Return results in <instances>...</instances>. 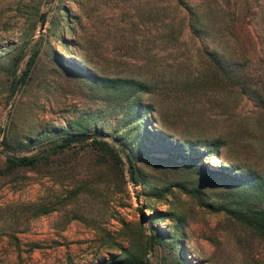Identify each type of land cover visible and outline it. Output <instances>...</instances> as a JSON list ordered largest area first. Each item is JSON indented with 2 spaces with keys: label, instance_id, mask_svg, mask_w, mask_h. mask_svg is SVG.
I'll use <instances>...</instances> for the list:
<instances>
[{
  "label": "rangeland",
  "instance_id": "obj_1",
  "mask_svg": "<svg viewBox=\"0 0 264 264\" xmlns=\"http://www.w3.org/2000/svg\"><path fill=\"white\" fill-rule=\"evenodd\" d=\"M252 2L249 35L264 59V0ZM210 4L201 13L206 31L196 38L181 28L171 0H0V264H112L136 242L140 225L150 235L153 209L172 215L152 223L164 234L147 246L151 264H264L260 237L213 209L245 197L264 205V105L233 86L208 88L188 77L201 70L206 52L230 58L234 50L223 7ZM34 54L33 67L9 97ZM62 59L99 76L153 84L142 102L159 113L145 110L141 122L134 120V108L126 114L93 96L96 91L77 79L82 74ZM235 61L239 71L252 68ZM81 115L90 121L88 130L70 126ZM57 128L64 136L100 132L114 146L117 134L127 136L146 183L134 185L127 169L124 184L98 187L97 201L73 196L74 180L88 178L89 160L97 155L91 139L71 143L49 165L4 172L6 155L39 152L58 137ZM6 137L27 148L5 150ZM151 156L170 162L157 164ZM192 156L199 176L171 163ZM206 169L250 175L251 184L210 182ZM182 185L196 188L201 202ZM41 205L51 211L33 215Z\"/></svg>",
  "mask_w": 264,
  "mask_h": 264
},
{
  "label": "trees",
  "instance_id": "obj_2",
  "mask_svg": "<svg viewBox=\"0 0 264 264\" xmlns=\"http://www.w3.org/2000/svg\"><path fill=\"white\" fill-rule=\"evenodd\" d=\"M192 1L193 0H171L173 9L176 10L178 14H181V17L178 18L177 16L176 18V20L178 19V23L181 24V28H187L191 36L199 38L202 32L204 30L206 31L207 28V24L203 19L204 16L201 13L204 9H210V1H213L215 5L212 6V8L219 7L218 9L221 11L220 7H223L225 13H223L222 20L225 25V30L232 36L235 45L230 58L221 57L214 51L206 52L204 54L205 60L201 70H198L195 75L191 74V76L188 77L192 79L193 82L197 81L200 84L206 83L208 88L211 86L223 85L233 86L242 94L250 95L258 100L261 99L263 101L261 104L264 105V65L262 64L264 59L257 54L255 46L251 44L252 40L249 35L250 18L255 13L253 11L254 6L252 0H202L201 3L198 4ZM203 2H206L204 7H202ZM41 18L44 20V15H41ZM61 40L62 45L66 47L67 43L62 36ZM20 57L21 55L15 57L13 59L14 61L10 64L8 70L11 74L16 70ZM233 59L237 61L242 59L246 64H252L251 70H248L246 73L239 71L236 68L237 64L232 62ZM62 60H64L67 66L69 65L70 67L77 69L78 73L82 74L81 76L84 78L76 77L79 81H83L84 85L88 87L91 92L96 91L93 96L98 97L108 104H116L115 106L121 111L124 110L126 114H129L131 109L134 108V120L138 119L139 122H141L145 110L148 112H155L157 110L152 104L146 106L145 103L142 102L144 94L154 93V88L156 86L154 87L153 84H149L141 78L132 76H99L89 68L80 65L79 62H72L73 64H70L67 60ZM34 61L35 54L27 61L26 68L20 79L10 86L9 97L16 91L18 82L20 83L24 81L25 76L33 67ZM186 81H188V79ZM161 82L164 83L165 81L161 80ZM179 82H181V80ZM156 112L159 113L158 110ZM89 114L91 117V113ZM84 115L79 116L75 122H70V126L75 125V129L78 131L88 130L90 121L88 119L86 120L87 122L84 123ZM62 130L64 131V129L61 128L53 129L55 133H59ZM163 136L164 135H161V137ZM65 137L67 136L59 133L57 138L49 141L44 148L32 155H6L4 172L11 173L17 169L35 168L40 164L49 165L57 161L56 156L58 153L71 144L62 142ZM85 140L87 139L78 142ZM115 141L118 142V146H114L109 141L105 140L103 136L91 138L93 150L96 151L97 155L89 160L90 173L88 178L86 180H74L76 190H74L73 196L79 197L83 193H86L90 196L91 201H97L101 194V189H98V187L103 185L102 187L109 189L112 184L116 186L120 185V183L124 184L125 170L127 171V169L133 171V175H130V180H134V185L146 183L145 179L140 174V170L137 168V162L132 154L134 148L130 145L128 137L118 136L117 134ZM3 143L5 145V150L17 151L18 149L27 148L25 142L17 141V139L15 140L8 137L4 139ZM213 144L218 146L219 142H213ZM192 145L189 144L188 146L192 147V153H194L197 151L195 148L196 144L193 143ZM124 158L131 163V167L128 165L125 169ZM196 158V156L184 157L181 159V162L172 160L173 162L171 163H175L178 167L198 175ZM149 160L157 164H162L166 161L170 162V159L168 158L153 156L149 157ZM206 170V176L208 177L207 180L210 182H219L224 186L227 184H232L233 186L242 184L246 188L251 184L250 175L242 177L236 176L235 172L229 173L225 170ZM199 181L202 182L200 178ZM255 187L256 186L253 185L251 188ZM181 188L188 191L193 197L201 202V195L196 188L186 189L183 185ZM213 209L217 212H222L231 218L236 224V229L240 231L249 230L256 233L260 237L264 246V205H259L251 200L249 201L248 198L245 197L243 202L230 200L226 205L216 206L213 207ZM153 210L154 211L149 218V222L151 223L149 226V229L151 230L150 235L147 236L142 233L141 229L143 227L140 225L139 232L134 233L137 238L133 241L136 242H132L129 249L124 252V256L115 257L112 260V264H151L145 258L146 251L148 250L147 246L150 243H152V245L158 243L160 241V235L164 234L159 226H154L152 223L159 218L171 217L172 215L169 213L162 214L155 209ZM50 211V206L47 207L41 205L34 209L33 215H42ZM180 253H184L181 245Z\"/></svg>",
  "mask_w": 264,
  "mask_h": 264
},
{
  "label": "water",
  "instance_id": "obj_3",
  "mask_svg": "<svg viewBox=\"0 0 264 264\" xmlns=\"http://www.w3.org/2000/svg\"><path fill=\"white\" fill-rule=\"evenodd\" d=\"M43 23L44 20H42L41 22V28L43 27ZM12 85V84H11ZM10 85V86H11ZM96 136H103V133L100 132H81V133H75L72 135H69L67 137H65L62 142L63 143H74V142H78L84 139H91L92 137H96ZM129 166L131 167V163H129ZM131 175H133V171H130ZM132 182H134V180L132 179Z\"/></svg>",
  "mask_w": 264,
  "mask_h": 264
}]
</instances>
